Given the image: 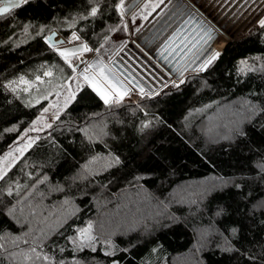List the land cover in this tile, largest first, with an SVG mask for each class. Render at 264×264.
I'll return each instance as SVG.
<instances>
[{
	"label": "trees",
	"instance_id": "obj_1",
	"mask_svg": "<svg viewBox=\"0 0 264 264\" xmlns=\"http://www.w3.org/2000/svg\"><path fill=\"white\" fill-rule=\"evenodd\" d=\"M119 3L29 0L0 16V159L50 101L27 103L45 68L74 74L46 36L111 53L127 34ZM181 81L118 104L83 84L0 179V264H147L155 246L169 264H264V27ZM89 225L95 251L73 243Z\"/></svg>",
	"mask_w": 264,
	"mask_h": 264
},
{
	"label": "crops",
	"instance_id": "obj_2",
	"mask_svg": "<svg viewBox=\"0 0 264 264\" xmlns=\"http://www.w3.org/2000/svg\"><path fill=\"white\" fill-rule=\"evenodd\" d=\"M123 5L142 21L132 29L133 39L128 31L118 33L111 53L93 57L82 74L86 84L107 97L141 88L154 93L171 77L182 80L201 71L229 41L264 19V0H125ZM122 40L121 48H114Z\"/></svg>",
	"mask_w": 264,
	"mask_h": 264
},
{
	"label": "rangeland",
	"instance_id": "obj_3",
	"mask_svg": "<svg viewBox=\"0 0 264 264\" xmlns=\"http://www.w3.org/2000/svg\"><path fill=\"white\" fill-rule=\"evenodd\" d=\"M123 17L125 18L127 24L128 35L131 39H133L132 29H134L135 26L142 21L138 17H135V15L132 16L130 12L126 10H123ZM118 37H120V35L115 34L113 38ZM83 44H85V42L82 39L72 40L71 38H68V43L66 45L57 46V48L61 51L65 49H78ZM87 47L92 49V51L77 52L75 55H71L69 57L71 66L68 62H66L73 69V75L68 76V72H66L65 67L61 64H58L52 69H49V67L45 68V73L51 71L52 75H45L46 79L43 81H40L41 79L39 80V83L36 85L37 88H32V94L27 100V103L34 104L45 98H49L50 101L38 117L29 126H27L28 128L21 134L19 139L16 140V143L11 147V149L0 159V175L4 176L5 173L12 168L11 166H13L18 159H20V157H22L24 153L35 143L39 134L44 131L61 113V111L74 100L73 95L76 96L78 90L83 86V84H85L82 74L90 69L91 59L98 55L97 51L93 47L90 45H87ZM77 63H80V65H77ZM172 82L179 84L181 80L171 77L170 83ZM147 93L148 92H144V95H147ZM127 95L128 96L126 98H123L131 102H138L139 98L142 96L140 91L137 90H132ZM117 96L118 95H116V97ZM136 96L138 97L137 99L135 98ZM45 109H47V111H45ZM105 242V246L110 245L109 247L111 249L116 250V245L110 241ZM145 261L147 264H169L166 260L165 254L158 246L153 248L152 254H149L145 258ZM113 264L118 263L115 262Z\"/></svg>",
	"mask_w": 264,
	"mask_h": 264
},
{
	"label": "snow or ice",
	"instance_id": "obj_4",
	"mask_svg": "<svg viewBox=\"0 0 264 264\" xmlns=\"http://www.w3.org/2000/svg\"><path fill=\"white\" fill-rule=\"evenodd\" d=\"M29 3V0H0V16H4L6 14H9L10 13V10L11 9H14V8H19L21 7L22 5L24 4H27ZM123 0H120V3L117 5V7L119 9H121V15H123ZM99 9L98 7H92L88 13L89 16H96L97 13H98ZM86 18V17H85ZM259 24L261 27H264V19H261L259 21ZM25 31H27V28H25ZM72 40H79L80 37L78 35H76L75 33L72 34V37H71ZM209 39H211V37H209ZM49 40H51V38H49ZM61 43H63L61 41ZM51 47L53 49H55L58 54L63 57L65 59L66 62L69 63V65L71 66V61L69 59V57L71 55H75L77 52H84V51H92V49L88 48L87 45H81L80 48L78 49H71V50H68V49H65L63 51H61L59 48H57L56 44H51ZM220 55L219 52H216L208 61H206V63L204 65L201 66L200 70H204V68L207 67V64H210L212 62V60H215L216 58H218ZM257 59H259L257 57ZM240 64L243 66L239 69L240 72H245V70L247 69L248 71H251L253 69H251L250 67H248L247 65V61H241ZM45 75L47 76H51L52 73L51 71H48L45 73ZM40 78L37 77V80H39ZM84 79L87 81L89 80V77L87 75L84 76ZM20 82L22 83H25V84H28L29 82L27 80H25L23 77H20ZM183 82V81H181ZM12 83H16L15 81H13ZM175 87H179V85H175ZM27 90V89H25ZM13 91H15V89H13ZM140 93L141 95H144V89L141 88L140 89ZM98 94L101 95V98L104 100L105 104H109V103H120V101L122 100L123 98V95H126L127 94V90L122 93V94H119L113 101H110L107 97V95H105L104 93L102 92H98ZM150 95V94H149ZM75 98V96L73 95V99ZM45 111H47V109H45ZM49 127H51V125H48ZM19 150V149H17ZM120 161H119V157H116L113 161L114 164H118ZM6 174V173H5ZM0 179H3V175H0ZM9 195H11V190H9L8 192ZM233 231H235V229H233ZM96 237L92 235V226L89 225L87 228L85 229H82L80 231V235H79V238H78V241L77 240H74L73 243H76L78 247H84V246H88V247H91L93 251H95V247L93 246V242L95 241ZM2 246V245H0ZM33 251H35V249H33ZM109 254H112V253H109ZM43 259L47 260L48 257L45 256L43 257Z\"/></svg>",
	"mask_w": 264,
	"mask_h": 264
},
{
	"label": "water",
	"instance_id": "obj_5",
	"mask_svg": "<svg viewBox=\"0 0 264 264\" xmlns=\"http://www.w3.org/2000/svg\"><path fill=\"white\" fill-rule=\"evenodd\" d=\"M13 10V9H11ZM10 10V11H11ZM51 38V40H49ZM46 42L51 46V44H56V46H63L68 43V38L65 37L63 34L60 33V31L56 28H54L45 38ZM61 41L63 43H61ZM79 65V63H77Z\"/></svg>",
	"mask_w": 264,
	"mask_h": 264
},
{
	"label": "built area",
	"instance_id": "obj_6",
	"mask_svg": "<svg viewBox=\"0 0 264 264\" xmlns=\"http://www.w3.org/2000/svg\"><path fill=\"white\" fill-rule=\"evenodd\" d=\"M79 65H80V63H79ZM127 96H128V95H127ZM127 96H126V97H127ZM126 97H125V98H126ZM135 98L137 99L138 97L136 96Z\"/></svg>",
	"mask_w": 264,
	"mask_h": 264
}]
</instances>
